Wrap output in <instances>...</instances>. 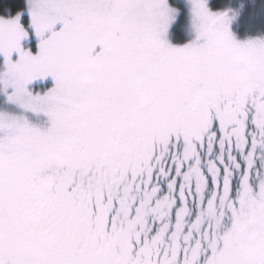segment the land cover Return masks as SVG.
Returning <instances> with one entry per match:
<instances>
[{
  "label": "snow or ice",
  "instance_id": "snow-or-ice-1",
  "mask_svg": "<svg viewBox=\"0 0 264 264\" xmlns=\"http://www.w3.org/2000/svg\"><path fill=\"white\" fill-rule=\"evenodd\" d=\"M0 104V264H264V38L221 0H0Z\"/></svg>",
  "mask_w": 264,
  "mask_h": 264
},
{
  "label": "trees",
  "instance_id": "trees-1",
  "mask_svg": "<svg viewBox=\"0 0 264 264\" xmlns=\"http://www.w3.org/2000/svg\"><path fill=\"white\" fill-rule=\"evenodd\" d=\"M264 0H221V6L231 16V28L239 41L252 38H264ZM185 35H191L187 23Z\"/></svg>",
  "mask_w": 264,
  "mask_h": 264
},
{
  "label": "rangeland",
  "instance_id": "rangeland-1",
  "mask_svg": "<svg viewBox=\"0 0 264 264\" xmlns=\"http://www.w3.org/2000/svg\"><path fill=\"white\" fill-rule=\"evenodd\" d=\"M5 107V105H3V104H0V108H4Z\"/></svg>",
  "mask_w": 264,
  "mask_h": 264
}]
</instances>
